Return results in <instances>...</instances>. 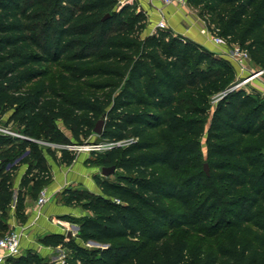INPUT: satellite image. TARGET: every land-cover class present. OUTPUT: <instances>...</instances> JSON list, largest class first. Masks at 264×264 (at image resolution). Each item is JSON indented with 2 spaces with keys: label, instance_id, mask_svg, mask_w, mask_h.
Returning a JSON list of instances; mask_svg holds the SVG:
<instances>
[{
  "label": "trees",
  "instance_id": "16d2710c",
  "mask_svg": "<svg viewBox=\"0 0 264 264\" xmlns=\"http://www.w3.org/2000/svg\"><path fill=\"white\" fill-rule=\"evenodd\" d=\"M119 2L0 0L1 114L12 113L26 136L47 134L58 144L54 121L65 120L83 144L104 116L101 141L123 142L103 155V167L122 173L117 181L95 177L101 195L66 191L69 204L81 202L90 212L74 222L78 237L108 246L97 250L100 257L70 246L75 254L67 264H264V97L233 89V68L187 38L171 30L144 37L145 14L132 4L115 10ZM195 3L204 5L213 29L264 69V0ZM62 60L69 61L65 92L51 98L43 82L24 89L48 75L45 65ZM76 157L63 150L60 162L71 165ZM21 162L29 166L23 185L37 197L51 176L35 144L1 135L4 231ZM177 227L209 238L226 229L232 235L217 252L192 261L185 240H166ZM64 242L60 234L46 238L53 246Z\"/></svg>",
  "mask_w": 264,
  "mask_h": 264
},
{
  "label": "rangeland",
  "instance_id": "374dc122",
  "mask_svg": "<svg viewBox=\"0 0 264 264\" xmlns=\"http://www.w3.org/2000/svg\"><path fill=\"white\" fill-rule=\"evenodd\" d=\"M197 0H188L186 8H183L187 12V14L192 17H195L196 19H200L204 24H207V26L210 29H213L212 24V18L209 15H206V11L204 8V5H196ZM122 0H120L119 4L116 6L115 10H119L120 6L122 5ZM148 25L147 29L144 32V37L148 36L149 30L155 29L154 27V21L149 19V17L145 14ZM171 28H168L166 30H170ZM41 29H39L40 31ZM152 35L155 31H151ZM172 33L175 36H180L175 31L172 30ZM225 47V46H224ZM224 47H221L224 48ZM231 48L232 47H225L222 51L212 52L217 58L225 60L232 68H233V87H235L238 84H241L242 88L245 89L248 93H257L264 97V88H263V79L264 75H260L256 77V74L258 71L263 70V68L257 66L255 63L252 62V60L247 61V68L245 71H241L240 67L237 65V63L234 61V59L231 56ZM19 52H28V49L25 47H18L16 48ZM225 53V54H224ZM69 61L68 60H62L61 62L51 63L49 65H45L44 67L48 70V75L41 77L35 81H32L25 85L24 89H30L38 85L40 82H43L49 89L51 98H57L54 94L55 92H65L67 87L69 86V70H68ZM255 77V78H254ZM248 78V79H247ZM249 80V82L246 81ZM251 79V80H250ZM103 93V92H100ZM218 96H214L212 98V110L214 106L217 104ZM98 122H95L94 126L96 127V124ZM18 123L19 120H12V113H8L6 115L1 114L0 112V126L1 127H7L12 129L13 131H18ZM55 130L57 133L60 134V136L63 139L62 144H58L53 141V139H49L47 134L41 136V137H35V136H28L30 139L27 141H31L33 144H35V148L37 149V153L41 155L44 167L50 174L51 178L48 181V183L44 184L43 188L47 187L53 178V173L51 169V161L52 163H55L60 169L68 170L69 173L75 174V170L79 169V167H86L90 173L91 176L97 177L100 176L102 178L110 179L111 181H117L118 176L117 174L122 173L121 170H117V172L110 176L105 177L102 175V159L103 155L106 151L110 150V142L108 141H101L100 135L97 133L94 134L88 138L83 139V144H79L74 135L72 130L69 128V126L66 124L65 120L60 119L57 121H54L53 123ZM23 134V133H22ZM25 135V134H23ZM26 136V135H25ZM12 139H19V140H25L21 138H16L14 136H7ZM33 148V147H32ZM31 148V149H32ZM68 150L72 151L76 154V160L73 164L67 165L63 162H60V158L62 156V151ZM57 157L59 162L55 161L54 158ZM25 167L28 168L27 162H21L18 166L19 167ZM1 169V166H0ZM21 175V174H20ZM27 177V171L25 174H23V177L21 179V182H24V179ZM15 179V176H14ZM27 192H31V185L24 187ZM69 187V188H67ZM76 185L73 186V184L69 186H65L60 192V194L66 193V191L73 190V191H79L82 196H86V192L88 191L85 187H77ZM23 193V192H21ZM87 197V196H86ZM170 204V202H169ZM75 209H81L82 203H77L73 205ZM78 217H72L71 223L78 225L74 223L77 221ZM73 226V225H72ZM70 227V233L67 234L64 232V234H60L63 236L64 244L59 246H53L46 243V238H40L41 246L37 249H27L22 252V255L20 257H24L25 259L29 255H33L36 257V263L35 264H67L69 261L72 260L75 251L70 248V246L73 245H79L84 246L87 249L95 250V253L93 256L100 257L101 253L98 252V249H106L108 246L95 244L91 242H83L78 236H79V230L73 227ZM79 226V225H78ZM7 233H2L0 236H4ZM55 235V234H54ZM232 235L231 229H226L221 235L213 238H209L204 236L201 233L197 232H191L188 229L184 227H177L170 230L168 237L166 240L171 241H181L185 240L189 245V255L192 259V261H196L200 258H202V253L207 251H213L217 252L219 247L223 245L227 239ZM130 242V241H129ZM129 242H124L123 244H129ZM75 264H82L81 262H75Z\"/></svg>",
  "mask_w": 264,
  "mask_h": 264
},
{
  "label": "crops",
  "instance_id": "0c3cea01",
  "mask_svg": "<svg viewBox=\"0 0 264 264\" xmlns=\"http://www.w3.org/2000/svg\"><path fill=\"white\" fill-rule=\"evenodd\" d=\"M123 4H132L137 11L146 14L149 19L154 21L155 27L161 18V11L167 18L170 30L175 31L180 36L187 38L212 52L222 51L223 48L215 45L208 35L202 33V30L209 29L200 19L189 16L183 8L187 5L175 4L164 7L160 0H122ZM155 29L149 30L150 35ZM20 132V131H17ZM21 133V132H20ZM1 136V135H0ZM7 137V136H6ZM51 161V169L53 178L51 183L45 187L51 196V200L44 207L39 208L37 197L33 196V192H27L23 188L21 179L28 168L19 167L13 175L12 183V200L6 209V216L3 217V224L7 230H1L2 233H9L17 228L29 225L30 229L24 239V250L39 248L41 245L40 238H46L54 234L70 233V227L78 228V225L71 223L72 217H84L90 215V212L81 209H75L74 204H69V195L67 193L60 194L65 186L71 184L77 187H85L90 193L101 195L102 191L95 181V177L91 176L88 169L79 167L75 170V174L69 173L68 170L60 169ZM21 174V175H20ZM15 176V179H14ZM26 187V186H24ZM76 187V188H77ZM69 188V187H67ZM23 192V193H21ZM19 200H22V207L19 209ZM2 214V212H1Z\"/></svg>",
  "mask_w": 264,
  "mask_h": 264
},
{
  "label": "built area",
  "instance_id": "2783aa9c",
  "mask_svg": "<svg viewBox=\"0 0 264 264\" xmlns=\"http://www.w3.org/2000/svg\"><path fill=\"white\" fill-rule=\"evenodd\" d=\"M164 7L175 5V4H187L188 0H160ZM168 22L167 18L164 15V13L161 11V18L159 22L156 25L155 30H166L168 29ZM202 33L205 35H208L212 42L219 46V47H232L231 48V56L234 59V61L237 63V65L240 67L241 71H245L247 68V61L251 60L250 54L247 50L242 49L239 45L236 44H230L225 38H223L219 34V30L216 29H204L202 30ZM224 47V48H225ZM223 48V49H224ZM225 54V53H224ZM256 74L257 76L264 75V69L258 71ZM255 78V77H254ZM248 79V78H247ZM246 79V81H247ZM251 80V79H250ZM249 82V80L247 81ZM241 84L236 85L233 87V89H240ZM263 88H264V79H263ZM0 135L2 136H14L16 138H21L25 140H29L30 138L28 136L23 135L20 132L13 131L10 128L7 127H1L0 126ZM123 142H114L110 143V149H112L115 146L122 145ZM51 200V196L49 195L46 188H43L38 197V207L42 208L47 203H49ZM30 229V226H24L17 228L9 233H7L4 236H0V264H7V262L12 259L16 258L22 255L23 249H24V239L26 238V235L28 233V230Z\"/></svg>",
  "mask_w": 264,
  "mask_h": 264
},
{
  "label": "water",
  "instance_id": "95a60500",
  "mask_svg": "<svg viewBox=\"0 0 264 264\" xmlns=\"http://www.w3.org/2000/svg\"><path fill=\"white\" fill-rule=\"evenodd\" d=\"M110 15H106L104 17V20H106L107 18H109ZM105 117L102 116L97 124H96V127H95V133H97L98 135H102L103 131H104V126H105ZM116 166H111V167H103L102 169V175L105 176V177H110L112 175H114L116 173ZM205 170L206 172L209 174V166L208 164L205 165ZM79 228V226H78ZM91 243H95V244H98L96 242H91Z\"/></svg>",
  "mask_w": 264,
  "mask_h": 264
}]
</instances>
